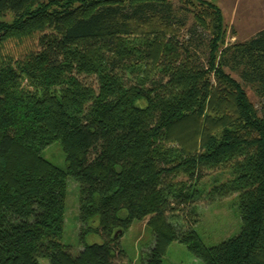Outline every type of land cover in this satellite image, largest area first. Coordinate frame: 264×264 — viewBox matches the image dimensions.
<instances>
[{"label":"trees","instance_id":"trees-1","mask_svg":"<svg viewBox=\"0 0 264 264\" xmlns=\"http://www.w3.org/2000/svg\"><path fill=\"white\" fill-rule=\"evenodd\" d=\"M226 33L213 0H0V264H130L120 237L143 219L141 264L174 240L205 264H264V27ZM56 141L65 167L42 155ZM222 166L209 194H237L241 230L208 246L194 203ZM68 176L77 253L61 242Z\"/></svg>","mask_w":264,"mask_h":264},{"label":"rangeland","instance_id":"rangeland-1","mask_svg":"<svg viewBox=\"0 0 264 264\" xmlns=\"http://www.w3.org/2000/svg\"><path fill=\"white\" fill-rule=\"evenodd\" d=\"M222 10L226 26V40H245L264 27V0H213ZM191 24L188 23L187 28ZM187 28L181 30V37L188 34ZM133 79L126 74V80ZM87 82H95L93 77H87ZM128 80V81H129ZM247 91L258 106V99L253 91ZM42 155L54 164L65 167V154L58 141L43 149ZM233 176L231 169L222 168L205 169L203 177L198 183L201 192L195 200V209L199 214L198 222L193 226L203 242L208 246H214L222 241L234 237L241 230V213L237 194L219 195L209 194L212 188L222 184ZM171 220H179L178 217H170ZM180 221V220H179ZM79 223V183L73 177L66 180V196L64 210V225L61 242L72 253H77L80 244ZM152 231L146 225V220H134L132 225L120 237V243L126 260L130 264H141L145 256L144 250L150 244ZM88 242L97 241L95 236H89ZM39 264H50L45 257L38 259ZM162 264H205L196 257L183 243L174 240L167 247Z\"/></svg>","mask_w":264,"mask_h":264}]
</instances>
